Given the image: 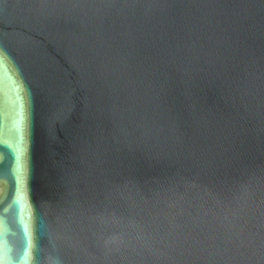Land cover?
I'll list each match as a JSON object with an SVG mask.
<instances>
[{
  "label": "water",
  "instance_id": "95a60500",
  "mask_svg": "<svg viewBox=\"0 0 264 264\" xmlns=\"http://www.w3.org/2000/svg\"><path fill=\"white\" fill-rule=\"evenodd\" d=\"M0 264H264V0H0Z\"/></svg>",
  "mask_w": 264,
  "mask_h": 264
}]
</instances>
